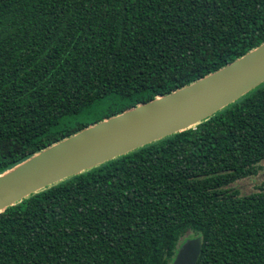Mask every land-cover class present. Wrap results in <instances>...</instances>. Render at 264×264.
<instances>
[{"label": "trees", "instance_id": "obj_1", "mask_svg": "<svg viewBox=\"0 0 264 264\" xmlns=\"http://www.w3.org/2000/svg\"><path fill=\"white\" fill-rule=\"evenodd\" d=\"M264 42V0H0V174ZM264 82L0 213V264H264Z\"/></svg>", "mask_w": 264, "mask_h": 264}, {"label": "water", "instance_id": "obj_2", "mask_svg": "<svg viewBox=\"0 0 264 264\" xmlns=\"http://www.w3.org/2000/svg\"><path fill=\"white\" fill-rule=\"evenodd\" d=\"M264 82V42L219 70L108 117L0 174V213L47 186L192 128ZM201 238L185 240L171 264H196Z\"/></svg>", "mask_w": 264, "mask_h": 264}, {"label": "rangeland", "instance_id": "obj_3", "mask_svg": "<svg viewBox=\"0 0 264 264\" xmlns=\"http://www.w3.org/2000/svg\"><path fill=\"white\" fill-rule=\"evenodd\" d=\"M258 177H251L234 182L230 187L237 189L241 195L258 191L259 186H264V177L259 174L264 173V162L259 165Z\"/></svg>", "mask_w": 264, "mask_h": 264}, {"label": "flooded vegetation", "instance_id": "obj_4", "mask_svg": "<svg viewBox=\"0 0 264 264\" xmlns=\"http://www.w3.org/2000/svg\"><path fill=\"white\" fill-rule=\"evenodd\" d=\"M264 177V173H262V174H259V177ZM256 177H258V175L256 176Z\"/></svg>", "mask_w": 264, "mask_h": 264}]
</instances>
